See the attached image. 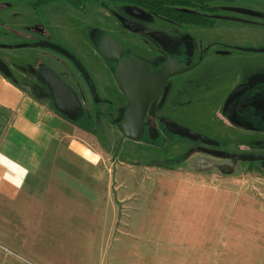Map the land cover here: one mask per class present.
<instances>
[{
	"label": "rangeland",
	"instance_id": "374dc122",
	"mask_svg": "<svg viewBox=\"0 0 264 264\" xmlns=\"http://www.w3.org/2000/svg\"><path fill=\"white\" fill-rule=\"evenodd\" d=\"M28 4V0H0V44L7 46L1 52H10L36 68L43 59L57 57L78 80L68 59L37 48L41 37L46 38L72 52L93 76L97 92L105 95L108 91L110 99L116 89L104 77L101 59L90 53L97 39L87 31L97 22L133 55H144L152 46L165 49L163 39L176 42L182 50L186 41L193 43V58L183 60L184 66L198 58L201 44L210 43L196 67L164 84L159 101L166 97L160 112L173 118L178 103L177 116L190 127L206 128L207 134L216 135L235 155L264 154V129H260L264 122L261 125L254 117L252 90L241 99V108L234 109L236 103L226 105L222 113L227 121L218 119L213 105L201 98L242 75L240 80L252 84V73H264V52L234 48H264V0L217 3L224 9L216 12V22L208 26L175 23L123 2L89 3L86 16L71 18L69 10L57 8L67 16L62 14L60 22L71 26L61 40L40 33L45 27L30 20L43 16ZM257 55L259 59H245ZM176 84L178 100L171 98ZM90 106L94 109L89 131L97 135L106 166L100 171L104 182L99 196L84 195L89 198L85 206L93 204L98 213L88 214L90 209L85 208L81 215L67 216L68 208L79 211V203L75 206L67 199L69 192H58L59 185L54 183L44 184V192L24 190L14 201L0 196V264H264V160L239 162L197 153L178 162L173 156L184 143L165 142L175 139L172 131L162 128L159 137L145 134L140 141H132L117 129L119 119L113 122L117 110L111 111L104 103ZM231 111H238L240 118L230 117ZM78 217L82 230L70 228Z\"/></svg>",
	"mask_w": 264,
	"mask_h": 264
},
{
	"label": "crops",
	"instance_id": "0c3cea01",
	"mask_svg": "<svg viewBox=\"0 0 264 264\" xmlns=\"http://www.w3.org/2000/svg\"><path fill=\"white\" fill-rule=\"evenodd\" d=\"M54 6L39 8L36 11L41 12L43 18L30 21L40 28L45 27L44 34L46 29L54 27L62 36L65 29L61 26L65 24L60 22V11L68 12V8ZM57 8L59 12L55 11ZM257 56L245 59H259L260 55ZM36 70V66L23 64L10 52L2 53L0 49V196L14 201L24 190L44 192V184L54 183L59 185L58 192H69L67 199L75 206L79 203V211L73 213L68 208L67 216L81 215L85 208L90 209L88 214H97L98 208L93 204L85 206L89 198L84 195L92 193L98 197L100 184L104 182L100 171L106 165L103 166L97 135L79 127V120L67 118L54 109L49 88L38 78ZM239 78L237 80L242 81ZM235 82L213 91L226 92ZM215 93L208 90L202 97ZM207 100L214 104L212 98ZM80 221L78 217L70 228L82 230Z\"/></svg>",
	"mask_w": 264,
	"mask_h": 264
},
{
	"label": "flooded vegetation",
	"instance_id": "af4514ba",
	"mask_svg": "<svg viewBox=\"0 0 264 264\" xmlns=\"http://www.w3.org/2000/svg\"><path fill=\"white\" fill-rule=\"evenodd\" d=\"M42 1H43V3H40ZM257 1L258 0H253V2H257ZM28 2H29L28 6H32L33 10H35L33 8V5L34 4H38V3H40V4L37 7V10L39 8L43 7V6H53V5H55L54 7H59V6L60 7H66L71 12V14L68 15V16H70V18L72 16L79 17V14L81 16H86L87 13H89V9L87 8V4H89V3H101V1H98V0H28ZM108 2H114V3L123 2V3L132 4V3H129V2H125V1H108ZM221 2H229V1L216 0L214 2H211V5L214 6V7H217L218 10H220V9L222 10V9H224L222 4L221 5L217 4V3H221ZM132 5H134V4H132ZM62 14L65 15L64 13H61V15ZM72 24H75V23H72ZM131 25H133L132 29H133V32H134L135 29H137L135 27L136 23H133ZM102 26H103L102 24H99L97 22L95 26H91L88 29V31H87V34L89 35V31L91 30L90 34L93 35V37L97 39V42H95V43L91 44V42H90V44L92 46L90 48V53H92L93 56L97 55L101 59V61L103 63L102 64L103 75H104V77L106 79H108L113 84V87L116 89L117 94L111 92V95H113V98L115 97L114 99L117 98V103L114 102L113 98L110 99L108 97V94H107L108 91L105 92V95H100L97 92V90H96V92L98 94L99 101L96 103L94 101L93 97H92L91 89H90L87 81L83 77L82 73L76 68V66L67 57H65L61 53H59V52H57V51H55V50H53L51 48L41 47L39 45L37 47L39 49L40 48L50 49V50L56 52L57 54L62 55L63 57L68 59V61H70L72 66L77 70L78 76H79L78 80L74 78L72 72L69 71V69L66 68L65 65L62 62H60V60L57 57H52L50 59H43L42 56H41L40 60L43 59L42 60V64L38 63L36 71L38 73V71L40 69L45 68V67H49L65 83H67L69 86H71L75 90V92L77 93L78 99H79V108L75 109L74 111L71 110V109H67V111H69L72 114V116H70L72 119L77 120V121L79 120V124H81V125H79V127H81L83 130H86V131H89L90 128L93 129L92 127H89L90 126V122L89 121L91 119L90 117H92V112H93L92 109H94V106L91 107L90 103H92L95 106H96V104H97V106H100V105H102L104 103L109 108H111V111L117 110V114L114 117L113 122H115V121H117L119 119L118 120V125L121 122V120L123 119V117L125 115V111H126V104H127L126 98L122 94V92L120 91V89L118 88V86H117V84H116V82L114 80V69H115V67L117 65V62H107V61H105L102 58V56H101V54L99 52V43H100V41L106 35H111L107 30H105L104 28H101ZM61 27H62V29H67V28L70 29L71 28V26L68 25V24H65V25H63ZM107 29L112 30V28H107ZM56 30H59V29H56L54 27H50L49 30L48 29L46 30L45 34L43 33V31L40 32V33L44 34V35L48 34L49 36H52L54 38H57V39L61 40V36L58 35V32ZM130 33H131V35L133 34L132 32H130ZM61 35L63 37V33H61ZM157 38H156L157 40H159V39L162 40L161 37H157ZM41 39L42 40H40V41H47V42L56 44L54 42L46 40V38L41 37ZM163 40L165 42L164 45L167 46V47H165V49H163V50L161 49L160 50V49H158V48L156 49L154 46H152V47H150L149 49H147L145 51L144 55H140V56H138L137 54H135V55L131 54L130 49L125 44L120 42L121 45L123 46V50H124V54L122 55L121 58L123 59V58H128V57H135V58H138V59L142 60L146 64L147 68L149 69V71L152 74H155L156 71L164 63L167 62L168 58H170V59H178L180 61V64H181V66L183 68L191 67L188 70V71H190L194 67H196L199 62L202 61L201 59L204 58V53L206 51H208V49L211 47L210 43L207 44V47H204L205 45L201 44L200 45V49L198 50L199 51L198 52V58L195 61H193L191 64H188V65L184 66L183 65V60L188 59V57H190V59L193 58L195 45L193 43H191V42L186 41V43H184V45H183V46H185L184 50H182L180 48V46L176 42H172L171 40H168L166 42L165 39H163ZM56 45L62 47L59 44H56ZM5 47H7V46H3V44H0V48H5ZM62 48H64V47H62ZM64 49H66V48H64ZM70 53H72V52H70ZM182 54H185L184 57H182ZM176 76H178V75H176ZM176 76H173L171 78L173 79ZM252 76L255 77L253 79V83L252 84H247V83H245L243 81L237 80L235 82V84L232 85V87L227 92H225V91H217L215 93V91H212V93H215L216 95H211L207 99H210V98L213 99V102L215 103V105L213 104V107H214L213 112H214L215 116L218 119H220V118H224L225 119V115L226 114H223L222 111L224 109H226V107H227L226 105L229 104V103H236L234 109H238V106L241 108V106H242V105H240L241 99L242 98L244 99L243 96H245V94H247V92L249 90H252L251 98H253L254 101H255L254 107H255V110H256L254 112V114H255L254 117H256L257 120L259 119L258 121L261 122L260 123L261 125L263 124V122H264V73H262V74L253 73ZM90 77L94 81L93 76L91 75ZM167 81H168V79L166 80V82ZM219 86H221V85H219ZM108 87H110V86H108ZM161 91H162V88L156 94V96L153 98L152 102L155 103L154 110L150 113L149 112V108H148V110H147V112L145 114V117L143 119L144 127H143V132H142V136L141 137H143L145 134L152 135V138L153 137H159L160 134H161L162 128L165 129L166 131H169V130L172 131V133L175 136V139H173V140L167 139V141H165V142H169L170 141L174 145H181V144L184 143V148L178 154L173 156V159L174 160H178L179 159L178 160L179 162L185 161L184 159H186V158H188V157H190V156H192L194 154H197V153L202 154V155H207L209 157H214V158H217V159H220V160H228L229 159L231 161L242 162L241 161L242 159H239L237 156H231V157H226L225 156V153L234 154V152H231L226 147H224V145L222 144L221 140L216 138V135L207 134L206 133L207 129L203 128L202 126L190 127L187 124L186 121H183V119L180 118V116H177V114L175 112V109L177 108V110H179L178 103L173 108L174 109L173 115L175 114V116L173 118H171L167 114L166 115L162 114L160 112V108H161V105H162L161 103H162L163 98L166 97V95H164V97H162L161 100L159 101V99L161 97ZM233 93H235V94H233ZM179 94H180L179 93V85L176 84L175 86H172L171 98L178 100ZM49 98L51 99V101L53 103L54 100H53L52 94L50 92H49ZM201 98H205V97L201 96ZM119 100L120 101L121 100L124 101V105L123 106L121 105V103L118 105V103L120 102ZM150 105H151V103H150ZM150 105H149V107H150ZM111 111H109V112H111ZM238 111L236 113L231 111L229 116L230 117L238 116L239 115ZM218 114H220V117H218ZM259 114H260V116H259ZM179 115H181L180 111H179ZM191 118H192V116H191ZM238 118H240V116H238ZM185 119H187V118H185ZM81 121L82 122L85 121V123H82ZM187 121H188V119H187ZM91 125H94V121L92 122ZM176 125L177 126H181V127H185V128H187L189 130H192L197 135L193 136L192 138H187V137H185V136H183L181 134L182 129L178 128ZM117 129H118V126H117ZM200 136L208 137L211 140V143L205 142V140H203ZM152 143H148V144H152ZM156 146L159 147V148H162V146H164V144H162V145L156 144ZM185 153H187V154H185ZM243 160H246V159H243ZM249 161H252V160H249ZM248 163H250V162H248Z\"/></svg>",
	"mask_w": 264,
	"mask_h": 264
},
{
	"label": "water",
	"instance_id": "95a60500",
	"mask_svg": "<svg viewBox=\"0 0 264 264\" xmlns=\"http://www.w3.org/2000/svg\"><path fill=\"white\" fill-rule=\"evenodd\" d=\"M37 45L51 48L67 57L87 81L94 101H99V97L90 76L74 54L47 41H40ZM234 48L249 52H264V48L239 46ZM99 52L105 61L117 62L114 69V80L127 101L125 115L119 123L118 129L124 137L132 141H139L143 132V119L145 114L148 108L150 113L154 110L155 103L152 102L153 98L160 91L167 79L182 74L191 67L183 68L178 59L168 58L167 62L164 63L155 74H152L142 60L135 57L122 59L121 57L124 54L123 46L111 35H106L100 41ZM37 76L49 88L54 100V109L61 115L72 119L70 117L72 114L67 111V109L74 111L79 108V99L75 90L65 83L49 67L40 69ZM177 127L182 129L181 134L187 138H192L197 135L195 132L185 127ZM200 137L205 140V142L211 143L208 137ZM225 156H237L239 159L246 160H264V154L260 153H245L238 155L225 153Z\"/></svg>",
	"mask_w": 264,
	"mask_h": 264
},
{
	"label": "trees",
	"instance_id": "16d2710c",
	"mask_svg": "<svg viewBox=\"0 0 264 264\" xmlns=\"http://www.w3.org/2000/svg\"><path fill=\"white\" fill-rule=\"evenodd\" d=\"M104 1V0H98ZM125 1L145 8L155 15L175 23L208 26L216 22L217 7L211 5L216 0H105ZM235 1V0H224ZM40 3H43L40 2ZM34 4L37 8L39 4ZM179 162V161H178ZM151 162L150 164H152Z\"/></svg>",
	"mask_w": 264,
	"mask_h": 264
}]
</instances>
